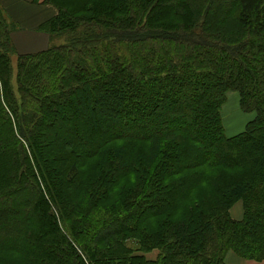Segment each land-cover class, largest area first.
Wrapping results in <instances>:
<instances>
[{
	"label": "trees",
	"instance_id": "obj_1",
	"mask_svg": "<svg viewBox=\"0 0 264 264\" xmlns=\"http://www.w3.org/2000/svg\"><path fill=\"white\" fill-rule=\"evenodd\" d=\"M39 4L29 53L0 4V264L264 260V0Z\"/></svg>",
	"mask_w": 264,
	"mask_h": 264
},
{
	"label": "crops",
	"instance_id": "obj_2",
	"mask_svg": "<svg viewBox=\"0 0 264 264\" xmlns=\"http://www.w3.org/2000/svg\"><path fill=\"white\" fill-rule=\"evenodd\" d=\"M36 1L37 3H34ZM42 0H0L8 17L17 23L18 28L12 34V40L18 51L23 53L36 52L51 45L55 38L38 31V25L55 14V9ZM227 264H264L262 261H244L235 253L228 251L225 255Z\"/></svg>",
	"mask_w": 264,
	"mask_h": 264
},
{
	"label": "rangeland",
	"instance_id": "obj_3",
	"mask_svg": "<svg viewBox=\"0 0 264 264\" xmlns=\"http://www.w3.org/2000/svg\"><path fill=\"white\" fill-rule=\"evenodd\" d=\"M62 41H63V39L61 37H59V38L54 40L53 44L59 45L62 43ZM12 62H13V71L15 72V64H16L15 63V56H12ZM104 113H105V110L102 109V111H99V114L94 115V119L99 118ZM221 116H222V125L224 127L225 135L233 136V135L241 132L244 129L245 124L254 117V113L243 111L239 106L237 93L230 91L226 94L225 101L221 107ZM125 130L129 131L128 128ZM76 134H78V133H76ZM11 162H12V159H10L9 163H11ZM231 216L235 219L241 218L242 207H241L240 202H237L232 206ZM128 244H132L131 241H128ZM156 254H157V251L155 249V250L150 251L146 255L149 258H154L156 256ZM241 259H243L244 261H254V260H248V259H244V258H241Z\"/></svg>",
	"mask_w": 264,
	"mask_h": 264
}]
</instances>
